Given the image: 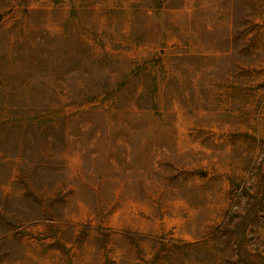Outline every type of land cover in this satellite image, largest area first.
Instances as JSON below:
<instances>
[{
	"label": "rangeland",
	"instance_id": "obj_1",
	"mask_svg": "<svg viewBox=\"0 0 264 264\" xmlns=\"http://www.w3.org/2000/svg\"><path fill=\"white\" fill-rule=\"evenodd\" d=\"M0 264H264V0H0Z\"/></svg>",
	"mask_w": 264,
	"mask_h": 264
}]
</instances>
